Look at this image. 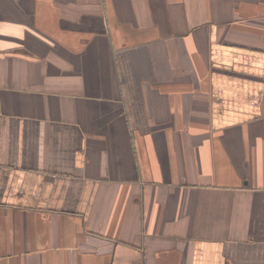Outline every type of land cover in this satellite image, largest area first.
I'll return each instance as SVG.
<instances>
[{
	"label": "crops",
	"instance_id": "0c3cea01",
	"mask_svg": "<svg viewBox=\"0 0 264 264\" xmlns=\"http://www.w3.org/2000/svg\"><path fill=\"white\" fill-rule=\"evenodd\" d=\"M0 264H264V0H0Z\"/></svg>",
	"mask_w": 264,
	"mask_h": 264
}]
</instances>
